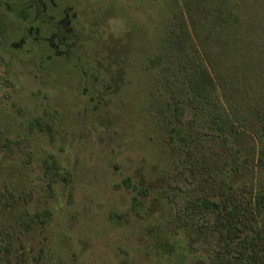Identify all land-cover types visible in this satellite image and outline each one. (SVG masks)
Instances as JSON below:
<instances>
[{"label":"rangeland","instance_id":"obj_1","mask_svg":"<svg viewBox=\"0 0 264 264\" xmlns=\"http://www.w3.org/2000/svg\"><path fill=\"white\" fill-rule=\"evenodd\" d=\"M14 1L0 0V264H211L189 246L173 172L186 149L202 194L224 181L264 192V0H68L78 37L49 57L43 42L14 45L26 24ZM181 11L247 114L243 135L214 153L168 112L167 25ZM24 208L50 216L27 227Z\"/></svg>","mask_w":264,"mask_h":264},{"label":"trees","instance_id":"obj_2","mask_svg":"<svg viewBox=\"0 0 264 264\" xmlns=\"http://www.w3.org/2000/svg\"><path fill=\"white\" fill-rule=\"evenodd\" d=\"M167 27L170 31L165 50L168 61L163 78L170 90L169 114L182 131L198 136L199 132L204 133L200 139L211 153L219 146L228 148L232 139L247 130L243 116L247 114L228 101L221 68L195 41L182 11ZM254 111L259 115L256 136L264 137V106ZM170 129L180 132L178 126ZM190 154L184 150L182 160L186 169L173 172V178L186 185L179 193L182 195L178 213L186 221L189 246L203 253L211 264H264V192L248 195L241 185L224 181L215 195L202 194L206 174L190 162ZM53 168L54 162L47 158L43 172L48 183L56 179ZM9 194L6 201L14 198ZM49 216V209L28 212L24 208L22 218L30 227L34 220L45 222ZM9 245L5 244L7 249L12 248ZM201 262L200 259L194 264Z\"/></svg>","mask_w":264,"mask_h":264},{"label":"flooded vegetation","instance_id":"obj_3","mask_svg":"<svg viewBox=\"0 0 264 264\" xmlns=\"http://www.w3.org/2000/svg\"><path fill=\"white\" fill-rule=\"evenodd\" d=\"M7 7L26 22L23 25L15 46L28 41L45 43L51 53L71 52L73 42L78 37L76 22L80 9L68 0H16Z\"/></svg>","mask_w":264,"mask_h":264}]
</instances>
